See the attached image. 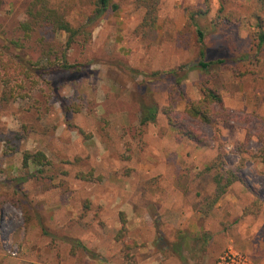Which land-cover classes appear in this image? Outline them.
I'll return each mask as SVG.
<instances>
[{"label":"rangeland","instance_id":"rangeland-1","mask_svg":"<svg viewBox=\"0 0 264 264\" xmlns=\"http://www.w3.org/2000/svg\"><path fill=\"white\" fill-rule=\"evenodd\" d=\"M29 1L0 0V51L6 40L21 37L18 26L26 20ZM94 2L52 0V6L79 27L87 23ZM111 5L116 9L91 24L90 36L79 37L70 52L88 66L84 75L58 90L62 99L81 106L79 113L64 115L44 84L29 99L0 104V183L22 175L25 151H41L52 163L23 185L27 223L20 207L3 205L0 264H215L227 248L252 264H264V48L243 63L245 76L218 71L208 81L230 112L227 122L211 127L183 122L208 137L210 145L177 142L161 111L154 124L139 126L140 103L159 109L171 103L181 112L185 100L179 91L186 99L199 97L197 71L189 72L179 88L169 76L150 74L197 58L185 10L209 5L210 19L219 0H160L156 24L145 30L140 29L145 10L135 0H112ZM226 10L235 13L238 23H223L205 43L219 42L233 30L232 42L248 48L260 0H228ZM41 35L44 43L51 41L46 33L32 36L27 45L34 56L41 50ZM54 39L64 44L67 35ZM25 129L26 139L6 145L7 137ZM221 146L225 168L239 181L206 217L197 209L214 185L210 174L200 173ZM80 173L90 180L77 178ZM4 191L13 194L12 188L0 189V199ZM120 213L127 239L136 244L130 250L115 240ZM181 233L197 238L189 244L191 251L183 252L186 262L165 245L177 242ZM68 238L91 254L80 249L72 254ZM14 251L13 257L9 252Z\"/></svg>","mask_w":264,"mask_h":264},{"label":"trees","instance_id":"trees-1","mask_svg":"<svg viewBox=\"0 0 264 264\" xmlns=\"http://www.w3.org/2000/svg\"><path fill=\"white\" fill-rule=\"evenodd\" d=\"M111 2L112 0H95L94 8L87 19V23L83 26L74 27L66 20L65 15L52 6V0H30L25 11L26 20L18 26L21 37L6 40L5 45L1 47L0 81L2 91L0 93V104L6 106L17 102L19 99H29L31 92L44 84L50 89L52 97L57 100L64 115L79 113L81 106L73 101L62 99L58 94V90L64 84L74 83L76 79L84 75V71L87 70L88 66L73 60L70 52L77 45L79 37L85 36L86 38V36H90L88 27L91 24L107 15L112 9H116L115 5H111ZM135 3L137 7L145 10L140 29H153L157 21L160 0H135ZM227 3L228 0H219L215 16L210 19L209 5L205 10L186 9V25L194 35L198 51L197 58L191 63L180 65L168 72H153L150 74L152 78L169 76L172 83L179 88L189 72L197 71L200 76L197 85L199 97L193 100L186 99L184 93L178 89L180 97L185 100L184 109L181 112H175L171 103L161 109L155 103H140L138 117L140 127L154 124L159 111H161L168 125L175 131L177 142L187 140L197 147L204 148L210 145V139L199 130L184 125L183 122L190 121L211 127L216 123L229 120L231 116L229 110L225 108L220 94L208 84V81L210 78L215 77L218 71H229L236 77L245 76L247 68L243 63L247 58L259 55L264 48V0H260V10L255 16V23L251 27L252 41L249 47L244 50H241L238 43L232 42L233 30L228 36L221 37L219 42H214L209 46L205 43L207 35L213 36L223 23H238V17L236 18L235 13L226 10ZM42 33L50 35L51 41L48 44L44 43L43 40L46 41L47 39L41 35V38H43L41 50L34 56L32 55V49L27 45L28 41L32 36ZM58 33L67 35L64 44L54 42V35ZM146 76L150 79L148 75ZM27 135L26 129L23 132H16L13 136L7 137L6 145L14 146L20 140L26 139ZM261 141L264 146L263 135H261ZM221 150L222 146L215 159L200 173L210 174L214 185L212 195L197 209L200 214L206 217L218 201L226 195L229 187L239 181L238 177L225 168V153ZM51 166L52 163L43 152H23L20 170L22 175L13 177L8 182L0 183V189L12 188L13 190L11 195L6 191L1 195L0 212L6 203L14 207H20L25 223H27L29 202L23 185L27 181L37 179L45 172L44 169H49ZM88 177L89 175L81 173L77 175V178L84 181H89ZM49 179H53V176L51 175ZM119 217L121 227L115 240L123 243L125 249L130 250L136 244L126 237L127 222L125 215L120 213ZM196 240V237L181 233L177 242L165 245L181 261L186 262L183 252L184 250L191 251L189 244ZM68 242L72 245V254H74L75 249L91 254L80 241L68 238ZM91 256L94 257V254Z\"/></svg>","mask_w":264,"mask_h":264},{"label":"built area","instance_id":"built-area-1","mask_svg":"<svg viewBox=\"0 0 264 264\" xmlns=\"http://www.w3.org/2000/svg\"><path fill=\"white\" fill-rule=\"evenodd\" d=\"M11 256H16V251L9 252ZM215 264H252L250 260L241 253L227 248L216 259Z\"/></svg>","mask_w":264,"mask_h":264}]
</instances>
